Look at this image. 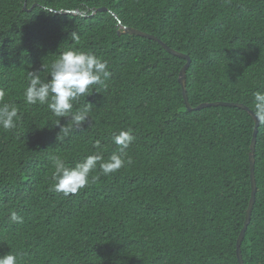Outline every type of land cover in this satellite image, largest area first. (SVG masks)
Instances as JSON below:
<instances>
[{
	"label": "trees",
	"instance_id": "16d2710c",
	"mask_svg": "<svg viewBox=\"0 0 264 264\" xmlns=\"http://www.w3.org/2000/svg\"><path fill=\"white\" fill-rule=\"evenodd\" d=\"M100 7L109 10L91 16ZM120 20L191 57L193 107L224 101L256 113L254 94L264 93V43L253 30L236 33L250 55L242 53L226 24L264 29V0H0V88L19 110L14 129L0 128V255L12 251L18 264H239L255 122L238 107L188 111L179 83L186 60L155 41L119 35ZM224 41L241 61L221 55ZM73 48L107 60L111 76L74 103V110L90 107V118L58 140L70 118L27 104L24 91L29 72L51 79L52 63ZM259 117L258 189L242 243L245 264H264ZM121 129L135 136L127 149L131 164L107 176L97 165L76 194L53 189L56 158L74 167L100 140L107 160L119 150L112 134ZM12 212L23 223H13Z\"/></svg>",
	"mask_w": 264,
	"mask_h": 264
},
{
	"label": "clouds",
	"instance_id": "9594fccd",
	"mask_svg": "<svg viewBox=\"0 0 264 264\" xmlns=\"http://www.w3.org/2000/svg\"><path fill=\"white\" fill-rule=\"evenodd\" d=\"M36 6L37 4H34L32 7H36ZM24 8L25 10H29V11L31 10V9H27L26 2H25ZM103 8H106V7H100V8H97L96 10H93L91 13V16L95 14L96 12H99ZM43 9L46 12H49V13L54 12L56 14L86 15V13L84 11H81L80 9L66 10V11L65 10L57 11L55 9L47 8V7ZM106 9L107 10H103V11L109 10L108 8ZM110 12L114 15L115 18L118 19V16L115 13H113L112 11ZM253 12H251L249 15H251ZM262 20L263 18L259 21V24L261 23ZM226 27L229 32L228 36L233 38L235 42H237L235 39L236 33L243 32L246 30H253L258 36L259 42L261 41L264 43V29L262 27L259 28L258 25L253 24L251 26H246L243 21L241 22L229 21L226 24ZM117 28H118V34H119L120 30L123 31L124 28H132V27L125 25L120 20V22L117 25ZM132 29L141 31L136 28H132ZM144 33H147V32H144ZM147 34H150L158 38L160 41H162L159 37H157L154 34H151V33H147ZM136 36H139V35H136ZM142 38H146V37H142ZM146 39H149V38H146ZM71 40H73L75 43L78 44L80 37L76 32H72ZM149 40L159 43L157 40H153V39H149ZM237 43L239 44V47L242 53H246L250 55V52L246 49L244 45H242L239 42ZM177 52H180V51H177ZM182 54L188 55L185 53H182ZM221 55L225 58H237L239 61H241V57H234L229 53V51L225 48V41L222 42ZM178 58H181V57H178ZM186 63H187V60H186ZM191 63H192V59H191L190 65ZM38 73L39 72H35V71L28 73V84L24 91L25 102L29 105H37V104L47 105V108L51 111V113L54 116L59 117L60 119L62 117L70 118L66 126L61 127L60 132L57 137L58 140L61 139L62 134L64 136L68 135L72 131L73 128H80L82 124H84L90 118L89 116L90 107H85L82 110L81 109L74 110V103L78 101L79 98L81 97L90 96L94 90L92 86L104 84L105 79L111 76V72L109 71V63L107 60H102L101 58L97 57L95 54L91 52H86L84 50L75 49V48L62 52L59 55V57L52 63L50 75H49L51 79L49 78L41 79ZM186 89H187V71H186ZM5 95H6L5 90L3 88H0V128H3L4 130H10L16 127V121L19 118V110L14 104H10L4 101ZM187 96H188V93H187ZM188 101H189V98H188ZM217 102H224V101H217ZM205 103H214V102H205ZM224 103L241 104V103H234V102H224ZM185 106H186V103H185ZM220 106H223V105H220ZM196 107L192 106V108H196ZM215 107H218V106H215ZM224 107H232V106H224ZM207 108H210V107H207ZM254 108L257 114L254 111H252L250 108L249 109L258 117L264 116V93L256 92L254 94ZM186 109L188 110L187 106H186ZM202 109H205V108H202ZM188 111L192 112V111H198V110L192 109ZM245 111L248 113L247 110ZM260 122H261V118H260ZM56 125H60V120L57 122ZM134 139H135V136L132 134L131 129H128V130L121 129L118 132L113 133L112 142L118 146L119 150L118 152L113 153L107 160H104L102 145H101L100 140H97L95 142L96 151L93 154L86 156L81 162H78L74 167H67L63 160L56 158L54 160L55 173H54L53 178L55 180V183L53 185V189L56 192L63 193L65 196H68L69 194H76L80 189L88 185L90 174L93 172L94 169L97 168V165H99V168L101 172L103 173V175L107 176L109 174H112L120 170L122 167L125 166V164H131L132 160L127 155V149L132 145ZM255 155H256V152H255ZM97 178L98 176H92L93 180ZM251 192H252V187H251ZM10 219L13 223H23V217L19 216L16 212L11 213ZM242 256H243V253H242ZM0 264H18V256L14 254L12 251H9L3 255H0Z\"/></svg>",
	"mask_w": 264,
	"mask_h": 264
},
{
	"label": "water",
	"instance_id": "95a60500",
	"mask_svg": "<svg viewBox=\"0 0 264 264\" xmlns=\"http://www.w3.org/2000/svg\"><path fill=\"white\" fill-rule=\"evenodd\" d=\"M103 10H107L106 8L101 9L100 11ZM75 13V12H74ZM119 34H130V35H139L142 37H146L149 39H153V40H157L162 46L163 48H165L170 54H173L174 56L177 57H181L183 59L187 60V63L185 64V66L182 68L180 75H179V82L182 86L183 89V95H184V100L186 103V106L188 108V110H200L202 108H207V107H215V106H232V107H239V108H243L245 110L248 111V113L252 116V118L254 119L255 122V128H254V134H253V138H252V143H251V150H250V154H249V158H250V165H251V185H252V192H251V199H250V203L247 209V213H246V218H245V222H244V226L240 232L238 241H237V258L239 261V264H245L244 260H243V256H242V242L245 238V234L246 231L248 229V226L250 225L251 219H252V212L254 209V205H255V201H256V194H257V181H256V177H255V162H256V142H257V134H258V129L260 126V118L255 115L249 108L245 107L242 104H233V103H224V102H214V103H203L199 106H197L196 108H192V106L190 105L189 101H188V96H187V89H186V71L190 65L191 59L188 55H184L180 52H177L173 49H171L170 47H168L166 44H164L162 41H160L158 38L132 29V28H124L123 31H119Z\"/></svg>",
	"mask_w": 264,
	"mask_h": 264
}]
</instances>
